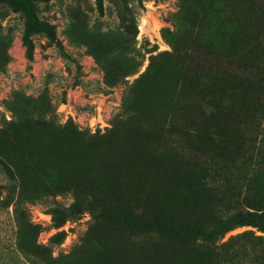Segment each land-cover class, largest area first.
<instances>
[{
    "label": "rangeland",
    "instance_id": "374dc122",
    "mask_svg": "<svg viewBox=\"0 0 264 264\" xmlns=\"http://www.w3.org/2000/svg\"><path fill=\"white\" fill-rule=\"evenodd\" d=\"M193 162L264 209V0H0V264H200L207 245L138 226L191 201ZM220 241L264 264L259 227Z\"/></svg>",
    "mask_w": 264,
    "mask_h": 264
},
{
    "label": "trees",
    "instance_id": "16d2710c",
    "mask_svg": "<svg viewBox=\"0 0 264 264\" xmlns=\"http://www.w3.org/2000/svg\"><path fill=\"white\" fill-rule=\"evenodd\" d=\"M99 6L103 7V0H97ZM29 26L32 30L43 31L49 40L54 42L61 51L64 46L58 38L55 26L48 21H42L34 16L29 19ZM187 133V132H186ZM185 159H192L188 154H180V163ZM230 159V158H229ZM232 160V159H231ZM233 161V160H232ZM196 171L191 174L193 192L191 201L184 200L185 206L173 210L170 214L148 215L142 213L138 226L147 231H154L160 234H167L176 240L183 242L189 249H194L198 244L207 245L208 255L206 258H199L200 264H233V249L227 250L228 242L220 241L225 234L241 225H253L264 230V209L261 211L241 212L233 210V181L227 175L209 174L199 172L198 162H193ZM7 195H10L8 191ZM4 200V199H3ZM0 199V203L3 201ZM10 203L14 206L15 216L19 213H27L18 198L11 197ZM82 211L81 202L75 200L69 208L54 207L51 209L52 219L55 227L62 226L67 219ZM104 216L124 221L125 217L104 213ZM34 230H40V225H33ZM65 236V230L57 231L53 239L61 242ZM201 246V252H206ZM218 248V249H216Z\"/></svg>",
    "mask_w": 264,
    "mask_h": 264
}]
</instances>
